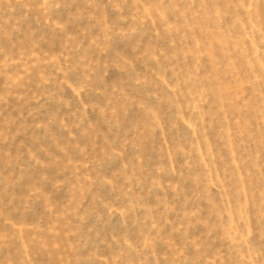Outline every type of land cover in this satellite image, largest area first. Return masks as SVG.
I'll use <instances>...</instances> for the list:
<instances>
[{
    "label": "rangeland",
    "instance_id": "1",
    "mask_svg": "<svg viewBox=\"0 0 264 264\" xmlns=\"http://www.w3.org/2000/svg\"><path fill=\"white\" fill-rule=\"evenodd\" d=\"M0 264H264V0H0Z\"/></svg>",
    "mask_w": 264,
    "mask_h": 264
}]
</instances>
